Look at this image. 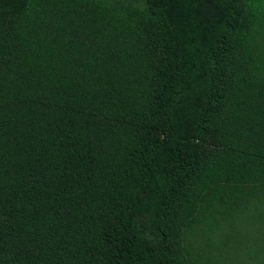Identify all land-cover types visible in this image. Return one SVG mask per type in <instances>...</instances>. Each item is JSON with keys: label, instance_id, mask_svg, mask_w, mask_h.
<instances>
[{"label": "trees", "instance_id": "obj_1", "mask_svg": "<svg viewBox=\"0 0 264 264\" xmlns=\"http://www.w3.org/2000/svg\"><path fill=\"white\" fill-rule=\"evenodd\" d=\"M0 264H264V0H0Z\"/></svg>", "mask_w": 264, "mask_h": 264}]
</instances>
